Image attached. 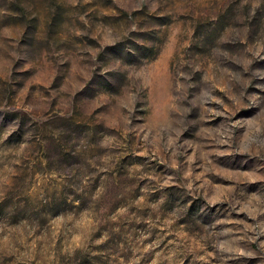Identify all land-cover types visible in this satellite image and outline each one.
Segmentation results:
<instances>
[{
	"label": "rangeland",
	"instance_id": "obj_1",
	"mask_svg": "<svg viewBox=\"0 0 264 264\" xmlns=\"http://www.w3.org/2000/svg\"><path fill=\"white\" fill-rule=\"evenodd\" d=\"M0 264H264V0H0Z\"/></svg>",
	"mask_w": 264,
	"mask_h": 264
}]
</instances>
